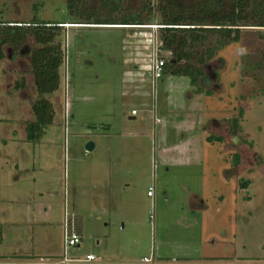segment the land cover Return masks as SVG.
Listing matches in <instances>:
<instances>
[{
  "label": "rangeland",
  "instance_id": "1",
  "mask_svg": "<svg viewBox=\"0 0 264 264\" xmlns=\"http://www.w3.org/2000/svg\"><path fill=\"white\" fill-rule=\"evenodd\" d=\"M105 1L83 0L80 18L69 0H16V22L69 24L56 37L65 62L40 139L26 134L37 46H6L0 61V263L86 264L94 255L93 263L264 264V27L242 26L239 42L193 61L199 83L154 78L157 2ZM260 2L249 1L248 22ZM96 14L151 16L154 25L87 23ZM68 216L80 241L66 247Z\"/></svg>",
  "mask_w": 264,
  "mask_h": 264
},
{
  "label": "trees",
  "instance_id": "2",
  "mask_svg": "<svg viewBox=\"0 0 264 264\" xmlns=\"http://www.w3.org/2000/svg\"><path fill=\"white\" fill-rule=\"evenodd\" d=\"M113 0H106L104 6ZM157 10L161 13L158 26V37L162 42V50L170 51L172 58L163 68L165 73H178L191 76L199 83L205 75L193 61L205 64L231 43L239 42L242 26L264 27V0H261L251 11L253 22L247 21L244 11L250 0H155ZM83 0H69L71 16L85 18L80 8ZM113 3V2H112ZM112 4V10L119 8ZM151 13V12H150ZM91 16V15H90ZM93 16V15H92ZM95 21L87 22L94 25L147 26L151 16L142 19L139 14L124 16L122 19L96 14ZM87 18V19H88ZM86 23V22H78ZM247 23V24H245ZM67 22H49L32 20L30 22H0V61L6 56L5 47L18 51L33 39L37 47H32L30 53L31 73L37 92V99L31 109L34 120L27 123L26 134L29 140L40 139L45 128L52 124L55 117L53 104L46 95H51L60 87V68L65 62V50L62 42L56 37L62 34ZM212 36H218L217 45L207 47L199 56L197 49ZM175 59L174 63L171 60ZM17 85L18 88L23 87ZM212 140V137L208 138ZM219 139H222L219 137ZM239 163V157H237ZM238 165V164H237ZM244 188L249 182L243 181Z\"/></svg>",
  "mask_w": 264,
  "mask_h": 264
},
{
  "label": "built area",
  "instance_id": "3",
  "mask_svg": "<svg viewBox=\"0 0 264 264\" xmlns=\"http://www.w3.org/2000/svg\"><path fill=\"white\" fill-rule=\"evenodd\" d=\"M131 27H144V28H153L152 25H147V26H131ZM156 43H154L153 47V60L151 63V76L154 78H158L163 74V68L164 65L168 60H170L173 56L170 51H165L162 50V42L157 37V40H155ZM161 42V44H160ZM165 54H163V53ZM135 113V111H133ZM154 194V188L150 187L148 191L149 196H153ZM80 241V234L79 231L77 230V225L73 218L71 216H68L66 218V224H65V243L66 247L67 246H76ZM96 260V257L94 255H89L87 257V262L86 264H96L93 263L92 261ZM151 261L150 258L145 257L143 259L144 264H148Z\"/></svg>",
  "mask_w": 264,
  "mask_h": 264
},
{
  "label": "crops",
  "instance_id": "4",
  "mask_svg": "<svg viewBox=\"0 0 264 264\" xmlns=\"http://www.w3.org/2000/svg\"><path fill=\"white\" fill-rule=\"evenodd\" d=\"M16 0H0V22H5L8 24H12L16 22L15 20V14H16ZM218 123V120H213L212 122ZM211 137V136H209ZM218 137H222V135L218 134ZM213 139V137H212ZM78 228V226H77ZM105 264H114V263H105ZM126 264H131V263H126Z\"/></svg>",
  "mask_w": 264,
  "mask_h": 264
},
{
  "label": "water",
  "instance_id": "5",
  "mask_svg": "<svg viewBox=\"0 0 264 264\" xmlns=\"http://www.w3.org/2000/svg\"><path fill=\"white\" fill-rule=\"evenodd\" d=\"M176 60H171L172 63H174ZM95 147V144L92 141H88L86 143V150L91 151ZM0 264H63V263H0ZM65 264H78V263H65ZM96 264H105V263H96Z\"/></svg>",
  "mask_w": 264,
  "mask_h": 264
},
{
  "label": "flooded vegetation",
  "instance_id": "6",
  "mask_svg": "<svg viewBox=\"0 0 264 264\" xmlns=\"http://www.w3.org/2000/svg\"><path fill=\"white\" fill-rule=\"evenodd\" d=\"M224 140V139H223ZM239 161H240V157H239ZM238 165H239V163H238Z\"/></svg>",
  "mask_w": 264,
  "mask_h": 264
}]
</instances>
